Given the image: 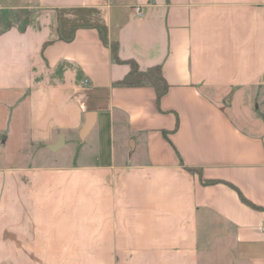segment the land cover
<instances>
[{"label":"crops","instance_id":"1","mask_svg":"<svg viewBox=\"0 0 264 264\" xmlns=\"http://www.w3.org/2000/svg\"><path fill=\"white\" fill-rule=\"evenodd\" d=\"M242 195L264 208V0H0V264H264Z\"/></svg>","mask_w":264,"mask_h":264},{"label":"trees","instance_id":"2","mask_svg":"<svg viewBox=\"0 0 264 264\" xmlns=\"http://www.w3.org/2000/svg\"><path fill=\"white\" fill-rule=\"evenodd\" d=\"M113 56L115 60H119L117 53V43H114L112 47ZM131 64V71L128 75L119 82L120 85L124 86H142V85H152L157 91L158 101L166 93L169 88V84L162 75L160 66H154L147 71H142L139 69L138 65L134 61H129ZM195 170V169H193ZM205 182L211 183L213 181L206 180ZM242 199L257 208H262L261 206L253 204L250 200L242 195ZM264 209V208H262Z\"/></svg>","mask_w":264,"mask_h":264},{"label":"rangeland","instance_id":"3","mask_svg":"<svg viewBox=\"0 0 264 264\" xmlns=\"http://www.w3.org/2000/svg\"><path fill=\"white\" fill-rule=\"evenodd\" d=\"M11 147H14L13 145H11ZM22 148H23V145H22ZM62 153H60V156H57V155H54L56 153H53V152H50V155H47V156H41V155H37L39 158L38 159H34L33 163H44V162H48V163H54V162H60V161H63L65 160V156L64 154L68 152V150H62L60 151ZM29 162V161H27Z\"/></svg>","mask_w":264,"mask_h":264},{"label":"built area","instance_id":"4","mask_svg":"<svg viewBox=\"0 0 264 264\" xmlns=\"http://www.w3.org/2000/svg\"><path fill=\"white\" fill-rule=\"evenodd\" d=\"M135 10L138 12V15L139 16H142L143 15V10L140 6H136L135 7ZM89 83V80L88 79H85L84 80V84H88Z\"/></svg>","mask_w":264,"mask_h":264},{"label":"water","instance_id":"5","mask_svg":"<svg viewBox=\"0 0 264 264\" xmlns=\"http://www.w3.org/2000/svg\"><path fill=\"white\" fill-rule=\"evenodd\" d=\"M86 130H87V127L85 128L84 132H86ZM60 140L62 141V137L60 138ZM58 147H59V145L57 144V145L52 146L51 149L55 150Z\"/></svg>","mask_w":264,"mask_h":264}]
</instances>
